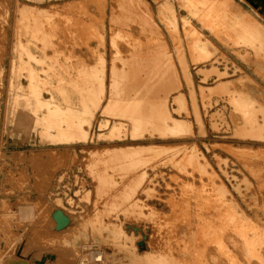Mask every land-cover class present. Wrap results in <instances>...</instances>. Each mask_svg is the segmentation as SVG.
I'll list each match as a JSON object with an SVG mask.
<instances>
[{"label":"rangeland","instance_id":"rangeland-1","mask_svg":"<svg viewBox=\"0 0 264 264\" xmlns=\"http://www.w3.org/2000/svg\"><path fill=\"white\" fill-rule=\"evenodd\" d=\"M22 262L264 264L260 13L0 0V264Z\"/></svg>","mask_w":264,"mask_h":264},{"label":"bare ground","instance_id":"bare-ground-1","mask_svg":"<svg viewBox=\"0 0 264 264\" xmlns=\"http://www.w3.org/2000/svg\"><path fill=\"white\" fill-rule=\"evenodd\" d=\"M210 4H211V3H210ZM212 7H213V6H212ZM214 7H215V6H214ZM216 10H217V9H216ZM207 11H208V10H207ZM220 11H221V10H220ZM224 12H225V11H224ZM208 13H209V12H208ZM214 13H215V12H214ZM217 13H218V12H217ZM220 13H221V12H220ZM215 16H216V14H215ZM214 19H215V18H214ZM216 21H217V20H216ZM223 27H224V26H223ZM153 32H154V31H153ZM221 32H222V31H221ZM225 32H226V31H225ZM149 33H150V32H149ZM158 33H160V32H158ZM245 33H246V32H245ZM245 33H244V34H245ZM188 34H190V33H188ZM222 34H223V33H222ZM224 34H225V33H224ZM144 35H146V34H144ZM158 35H159V34H158ZM238 35H239V34H238ZM84 36H86V35H84ZM111 36H112V35H111ZM146 36H147V35H146ZM152 36H153V35H152ZM219 36H220V35H219ZM112 37H113V36H112ZM153 37H155V36H153ZM144 38H145V37H144ZM228 38H229V37H228ZM236 38H237V37H236ZM132 39H133V38H132ZM150 39H151V38H150ZM152 39H155V38H152ZM138 40H139V38H138ZM140 40H141V39H140ZM144 40H145V39H144ZM145 41H146V40H145ZM151 41H152V40H151ZM156 41H157V40H156ZM159 41H161V40H159ZM239 41H240V40H239ZM136 42H137V41H136ZM236 42H237V41H236ZM188 43H189V41H188ZM193 44H194V43H193ZM188 45H189V44H188ZM195 45H196V44H195ZM189 48H190V47H189ZM194 48H196V47H194ZM197 48H198V47H197ZM190 49H191V48H190ZM191 50H192V49H191ZM102 163H103V162H102ZM129 169H130V168H129ZM131 169H132V168H131ZM118 173H119V172H118ZM133 174H134V173H133ZM113 175H114V174H113ZM119 175H121V174H119ZM143 175H144V174H143ZM143 175H142V176H143ZM114 176H115V175H114ZM106 177H107V176H106ZM109 177H110V176H109ZM112 177H113V176H112ZM112 177H111V178H112ZM129 177H130V176H129ZM106 179H107V178H106ZM129 179H130V178H129ZM114 180H115V179H114ZM125 180H126V179H125ZM115 181H116V180H115ZM128 182H129V181H128ZM97 185H98V184H97ZM262 185H263V184H262ZM117 186H118V185H117ZM262 187H263V186H262ZM131 188H132V187H131ZM138 191H139V190H138ZM132 193H134V190H133ZM231 207H232V206H231ZM258 207H259V206H258ZM228 208H229V207H228ZM213 211H214V210H213ZM235 211H236V210H235ZM216 213H217V212H216ZM222 214H223V213H222ZM215 215H216V214H215ZM223 215H224V214H223ZM208 216H209V215H208ZM226 216H228V215H226ZM232 216H235V215H232ZM211 217H212V216H211ZM235 217H236V216H235ZM205 218H207V217H205ZM221 218H222V217H221ZM238 218H239V217H238ZM214 219H216V218H214ZM217 219H219V217H218ZM222 219H223V218H222ZM204 220H205V219H204ZM227 220H228V219H227ZM229 220H230V219H229ZM229 220H228V222H229ZM236 220H237V219H236ZM225 221H226V220H225ZM225 221H224V222H225ZM219 222H220V221H219ZM232 222H233V221H232ZM237 222H238V221H237ZM239 222H240V221H239ZM242 222H243V221H242ZM104 223H105V222H104ZM221 223H222V222H221ZM225 223H227V222H225ZM233 223H234V222H233ZM240 223H241V222H240ZM246 223H247V222H246ZM217 224H218V223H217ZM234 224H235V223H234ZM243 224H244V222H243ZM204 225H205V224H204ZM230 225H231V224H230ZM236 225H237V224H235V227L237 228V226H239V225H237V226H236ZM241 225H242V224H241ZM248 225H250V224H248ZM210 226H211V225H210ZM226 226H227V225H226ZM230 227H231V226H230ZM240 227H241V226H240ZM201 228H202V227H201ZM231 228H233V227H231ZM231 228H230V229H231ZM236 228H235V229H236ZM254 228H255V227H254ZM256 228H257V227H256ZM215 229H216V228H215ZM221 229H222V227H221ZM237 229H239V228H237ZM243 229H245V226H244ZM243 229L241 228L240 230H243ZM248 230H249V228H248ZM250 230H251V229H250ZM250 230H249V231H250ZM243 231H244V230H243ZM249 231H248V232H249ZM252 231H256V230H253V228H252ZM196 232H197V231H196ZM238 232H239V231H238ZM238 232H236V233H238ZM250 232H251V231H250ZM193 233H194V232H193ZM220 233H221V232H220ZM227 233H228V231H227ZM234 233H235V232H234ZM246 233H247V232H246ZM251 233H252V232H251ZM204 234H205V233H204ZM204 234H203V235H204ZM221 234H222V233H221ZM242 234H243V233H242ZM196 235H197V234H196ZM203 235H202V236H203ZM234 235H235V234H234ZM239 235H240V234H239ZM261 235H262V234H261ZM209 236H210V235H209ZM240 236H241V235H240ZM240 236H239V237H240ZM243 236H244V235H243ZM220 237H221V236H220ZM224 237H225V236H224ZM232 237H233V236H232ZM245 237H246V236H245ZM248 237H253V236H248ZM196 238H197V237H196ZM201 238H202V237H201ZM234 238H235V237H234ZM234 238H233V239H234ZM240 238H241V237H240ZM240 238H237V239L239 240ZM246 238H247V237H246ZM255 238H259V237L257 236V237H255ZM215 239H216V238H215ZM219 239H221V238H219ZM224 239H225V238H224ZM227 239H228V238H227ZM186 240H187V239H186ZM190 240H191V239H190ZM192 240H193V238H192ZM194 240H195V237H194ZM198 240H200V238H199ZM210 240H211V239H210ZM216 240H217V239H216ZM231 240H232V239H231ZM243 240H244V237H243ZM243 240H242V241H243ZM248 240H250V239H248ZM257 240H258V239H257ZM184 241H185V240H184ZM187 241H188V240H187ZM187 241H186V242H187ZM195 241L197 242V240H195ZM203 241H204V240H203ZM213 241H214V240H213ZM226 241H227V240H226ZM226 241H225V242H226ZM228 241H229V240H228ZM236 241H237V240H236ZM251 241H252V244H253V240H251ZM260 241H262V240H260ZM198 242H199V241H198ZM205 242H206V241H205ZM215 242H218V241H215ZM219 242H221V241H219ZM230 242H233V244H234L235 241H230ZM240 242H241V241H240ZM243 242H244V241H243ZM246 242H248V241H246ZM188 243H190V242H188ZM199 243H200V242H199ZM249 243H250V242H249ZM256 243H258V241H256ZM256 243H254V244H255L256 246H258L259 243H258V244H256ZM157 244H158V243H157ZM184 244H185V243H184ZM201 244H202V243H201ZM208 244H209V242L207 243L206 247L208 246ZM210 244H212V242H210ZM219 244H220V243H219ZM236 244H237V243H236ZM234 245H235V244H234ZM245 245H247V244H245ZM255 245H254V246H255ZM260 245H262V244L260 243ZM157 246H158V245H157ZM183 246H184V245H183ZM198 246H199V245H198ZM214 246H215V244H214ZM250 246H251V245H250ZM256 246H255V247H256ZM190 247H192V246H189V248H190ZM193 247H194V244H193ZM193 247H192V248H193ZM201 247H202V246H201ZM203 247H204V246H203ZM210 248H211V247H209V249H210ZM215 248H216V246H215ZM231 248H233V247H231ZM236 248H237V247H236ZM238 248H239V247H238ZM243 248H244V247H243ZM258 248H259V247H258ZM187 249H188V248H187ZM198 249H199V248H198ZM256 249H257V248H256ZM260 249H261V248H260ZM182 250H183V249H182ZM189 250H191V249H189ZM205 250H206V249H205ZM237 250H240V249H237ZM254 250H255V249H254ZM154 251H156V250H154ZM185 251H186V250H185ZM206 251H207V250H206ZM206 251H205V252H206ZM233 251H234V250H233ZM261 251H262V250H261ZM188 252H190V251H188ZM208 252H209V251H208ZM210 252H211V251H210ZM238 252H239V251H238ZM152 253H153V252H152ZM158 253H159V252H158ZM164 253H165V252H164ZM194 253H195V252H194ZM199 253H200L202 256H201ZM199 253H198L199 256H201L202 258H203V257L206 258V255H205L204 251H203V253H201V252H199ZM217 253H218V252H217ZM223 253H224V252H223ZM245 253H246V251H245ZM255 253H256V251H254V254H255ZM257 253H258V251H257ZM207 254H208V253H207ZM231 254H232V256H233V252H231ZM234 254H235V252H234ZM250 254H251V253H250ZM159 255H160V254H159ZM244 255H245V254H244ZM101 256H102V255H101ZM184 256H185V255H184ZM216 256H217V255H216ZM224 256H225V255H224ZM234 256H235V255H234ZM242 256H243V255H242ZM242 256H241V257H242ZM252 256H253V255H252ZM185 257H186V256H185ZM230 257H231V256H230ZM238 257H239V256H238ZM243 257H245V256H243ZM247 257H249V256H247ZM250 257H251V256H250ZM255 257H256V259H257V256H256V255H255ZM255 257H254V258H255ZM259 257H261V256H259ZM205 258H204V259H205ZM196 259H198V256H197ZM206 259H207V258H206ZM206 259H205V260H206ZM218 259H219V255H218ZM220 259H221V258H220ZM220 259H219V260H220ZM238 259H240V258H238ZM241 259H242V258H241ZM245 259H246V258H245ZM175 260H176V259H175ZM198 260H199V259H198ZM200 260H201V259H200ZM258 260H260V258H258ZM178 261H179V260H178ZM193 261H195V260H193ZM237 261H238V260H237ZM246 261H248V259H247ZM250 261H251V260H250ZM260 261H262V260H260ZM223 262H224V260H223ZM227 262H228V261H227ZM244 262H245V261H244ZM196 263L199 264V262H196ZM200 263H201V262H200ZM230 263H231V262H230ZM260 263H261V262H260ZM22 264H27V263H26V262H22ZM202 264H204V263H202ZM210 264H211V263H210ZM223 264H224V263H223ZM228 264H229V263H228ZM236 264H237V262H236ZM239 264H240V263H239ZM254 264H255V263H254Z\"/></svg>","mask_w":264,"mask_h":264},{"label":"crops","instance_id":"crops-1","mask_svg":"<svg viewBox=\"0 0 264 264\" xmlns=\"http://www.w3.org/2000/svg\"><path fill=\"white\" fill-rule=\"evenodd\" d=\"M245 3L247 7H249L251 10L256 11L261 14V16L264 19V0H241ZM63 217H56L55 216V222H57V229L62 228L63 226L68 224V218L62 215ZM60 218L67 219L66 223L61 222Z\"/></svg>","mask_w":264,"mask_h":264},{"label":"clouds","instance_id":"clouds-1","mask_svg":"<svg viewBox=\"0 0 264 264\" xmlns=\"http://www.w3.org/2000/svg\"><path fill=\"white\" fill-rule=\"evenodd\" d=\"M33 215H34V209H31V208L18 213L19 220L22 223L29 222L30 219L33 217Z\"/></svg>","mask_w":264,"mask_h":264},{"label":"water","instance_id":"water-1","mask_svg":"<svg viewBox=\"0 0 264 264\" xmlns=\"http://www.w3.org/2000/svg\"><path fill=\"white\" fill-rule=\"evenodd\" d=\"M59 216H60V217H63L62 214H60V215H58V216H56V217H59ZM60 220H61V222H65V223H66V221H67V219H65V218H60Z\"/></svg>","mask_w":264,"mask_h":264}]
</instances>
